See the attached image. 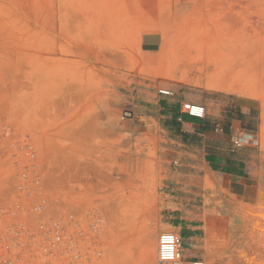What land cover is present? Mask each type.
<instances>
[{
  "label": "rangeland",
  "instance_id": "1",
  "mask_svg": "<svg viewBox=\"0 0 264 264\" xmlns=\"http://www.w3.org/2000/svg\"><path fill=\"white\" fill-rule=\"evenodd\" d=\"M146 29L162 36L159 53L150 57L138 45ZM208 77L221 85L209 87ZM172 84L192 89L183 95L221 91L259 103V159L245 183L246 197L234 199L231 184L220 178H187L164 183L167 188L152 183L144 190L113 172L119 160L144 147L131 145L127 136L117 140L105 127L131 125L150 106L149 92L172 90ZM124 113L130 117L122 119ZM4 127L17 137L29 134L43 162L56 165L62 177L81 187L107 186V253L101 264H159L153 247L165 231L160 227L167 215L159 211L166 199L188 211L174 217L200 226L202 247L195 261L264 260L259 238L264 233V0H159L157 5L0 0V130ZM164 190L172 197H162ZM258 221L262 230L256 234ZM207 233L211 238L205 242Z\"/></svg>",
  "mask_w": 264,
  "mask_h": 264
},
{
  "label": "crops",
  "instance_id": "2",
  "mask_svg": "<svg viewBox=\"0 0 264 264\" xmlns=\"http://www.w3.org/2000/svg\"><path fill=\"white\" fill-rule=\"evenodd\" d=\"M146 1L152 5L159 3V0ZM138 45L144 55L154 56L161 49V33L146 29L139 36ZM148 86L153 88L155 85L149 83ZM168 86L172 89V96L160 95L153 89L149 92L150 99L145 101L150 106L136 114L131 125L105 127L116 134L117 140H124L127 136L131 145L137 143L144 147L140 154L119 160L113 172H122L123 183L131 182L144 190L152 183L167 188L164 183L182 182L187 178L190 181L220 178L231 184L228 188L232 196L246 197L245 183L252 179L259 151L255 144L235 146L233 141L256 137L261 123L259 103L250 97L221 91H205L206 96L183 95V90L192 89L181 84ZM184 103L203 106L204 117L188 116L182 109ZM130 150L134 151V148ZM173 163L177 167H172ZM161 196L172 197L166 190ZM143 198L151 196L144 194ZM166 201L167 205L163 204L159 211L167 215L163 217L160 229L180 235L185 240L183 257L195 261L202 247L199 244L200 226L183 224L182 221L195 220L174 217V213L188 211L184 206L172 207L170 201Z\"/></svg>",
  "mask_w": 264,
  "mask_h": 264
},
{
  "label": "built area",
  "instance_id": "3",
  "mask_svg": "<svg viewBox=\"0 0 264 264\" xmlns=\"http://www.w3.org/2000/svg\"><path fill=\"white\" fill-rule=\"evenodd\" d=\"M158 93L172 96L166 89ZM182 109L193 118L205 114L194 103ZM129 117L124 113L122 119ZM13 132L0 130V264H101L107 253V186L81 187L62 177L56 165L43 162L29 134ZM244 143L257 145L252 137L233 141ZM182 245L178 234L160 233L159 263L185 264Z\"/></svg>",
  "mask_w": 264,
  "mask_h": 264
},
{
  "label": "bare ground",
  "instance_id": "4",
  "mask_svg": "<svg viewBox=\"0 0 264 264\" xmlns=\"http://www.w3.org/2000/svg\"><path fill=\"white\" fill-rule=\"evenodd\" d=\"M183 76H184V78H185V74H183ZM211 78H212V77H211ZM211 78H210V79H211ZM218 79H219V78H218ZM181 80L185 82V80H183V78H182ZM177 81H178V80H177ZM208 81H209V85L211 84L209 87H211V86L214 87V86L217 85L216 83H217L218 81H220V79L217 80V79L212 78V80H209V77H208ZM218 85H221L220 82H218ZM218 85H217V86H218ZM209 87H208V88H209ZM212 87H211V88H212ZM218 89H219V88H218ZM184 104H185V103H184ZM194 104H196V103H194ZM198 105H199V104H198ZM219 190H220V189H219ZM223 193H224V192H223ZM225 193H226V195H227V194L230 195V194L227 193V192H225ZM231 197H232V196H231ZM233 198H234V197H233ZM228 199H229V198H228ZM234 199H236V198H234ZM262 200L264 201V199H262ZM236 205H237V204H236ZM262 205H263V204H262ZM237 208H238V207H237ZM220 211H221V210H220ZM222 211H223V210H222ZM251 212H253V211H251ZM260 213H261V212H260ZM262 213H263V212H262ZM237 214H238V211H237ZM237 214H236V216H237ZM248 214H249V213H248ZM256 214H257V213H256ZM238 215H239V214H238ZM244 215H246V214H243V216H244ZM238 217H240V216H238ZM244 217H245V216H244ZM263 217H264V215H262V218H263ZM239 219H241V218H239ZM239 219H238V220H239ZM248 220H249V219H248ZM239 221H240V220H239ZM241 222H242V221H241ZM250 222H251V221H250ZM246 223H247V221H246ZM241 224H242V223H241ZM243 224H244V222H243ZM246 225H247V224H246ZM249 226H250V225H249ZM249 226H248V227H249ZM240 228H241V227H240ZM240 228H239V229H240ZM256 228H257V229H256ZM245 229H247V228H245ZM258 229H261V230H262V226H261L260 221H258V222L256 223V225H255V230H254V231L256 232V234H258V233H257V232H258V231H257ZM164 232H170V231H164ZM244 232H245V231H244ZM161 233H162V232H161ZM171 233H173V232H171ZM248 233H249V232H248ZM174 234H176V233H174ZM244 234H245V233H244ZM249 235H250V234H249ZM179 236H180V235H179ZM210 238H211V236L208 235V233H207L206 238H205V242H207ZM259 238L263 241V245H264V233H263V234H260V235H259ZM247 240H248V239H246V241H247ZM156 243H157V242H156V239H155L154 247H153V251H154V256L157 258V262L159 263V261H158V257H157V247H156ZM249 250H250V249H249ZM250 251H251V250H250ZM250 251H249V252H250ZM182 252H183V247H182ZM262 254H263V253H262ZM251 255H252V254H251ZM155 257H154V258H155ZM252 257H253L254 260H253V259H250V260H252V261L255 262V261H256V258H255L256 256H252ZM183 258H184V257H183ZM245 258H246V257H245ZM247 259H248V258H247ZM259 262H261V264H264V260H261V261H259ZM259 262H257V263H259ZM191 263H193V262H190L189 264H191ZM199 263L204 264L203 262H199ZM159 264H160V263H159ZM185 264H187V263L185 262Z\"/></svg>",
  "mask_w": 264,
  "mask_h": 264
}]
</instances>
